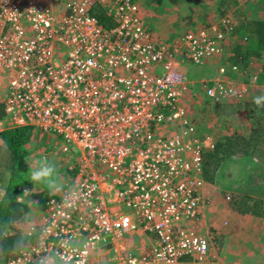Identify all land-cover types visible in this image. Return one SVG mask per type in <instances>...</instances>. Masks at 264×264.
Wrapping results in <instances>:
<instances>
[{
	"label": "built area",
	"instance_id": "1",
	"mask_svg": "<svg viewBox=\"0 0 264 264\" xmlns=\"http://www.w3.org/2000/svg\"><path fill=\"white\" fill-rule=\"evenodd\" d=\"M61 6L56 18L38 0H0V76L7 80L0 133L5 120L31 126L58 134L64 151L79 154L74 177L7 264H97L101 250L111 264H204L212 244L198 233L201 166L215 143L180 109L189 82L178 68L219 57L234 24L225 16L170 45L151 37L133 0ZM228 68L203 84L213 103L248 96L225 89ZM173 126L179 129L161 135ZM137 231L151 243L134 254L124 243Z\"/></svg>",
	"mask_w": 264,
	"mask_h": 264
},
{
	"label": "rangeland",
	"instance_id": "2",
	"mask_svg": "<svg viewBox=\"0 0 264 264\" xmlns=\"http://www.w3.org/2000/svg\"><path fill=\"white\" fill-rule=\"evenodd\" d=\"M53 1L54 0H52V2ZM133 1L137 6L138 17L141 19L145 29L149 31V34L155 41L161 44L174 45L184 34L198 26H206L210 23H216L220 18L225 16L226 18H229L232 24H234V27L225 35V42L222 44L224 53L217 58H213L201 67L194 65L189 61L180 64L181 68H178V71L189 82V87L182 92L179 104L183 115L192 120L195 124L198 135L210 136L215 144L219 139L232 132L238 131L241 135H247L250 131L252 121L248 119L247 106L241 107V105L252 100L251 98L258 89H264V69H260V67L263 66L264 61H255L252 64H250L249 62L251 61H249L248 68H246L245 71L241 70V67L238 66L239 68L234 72L229 71L228 65L230 64L226 62L228 56L231 54L239 40V36L236 34L237 29L245 21L260 16L258 12L263 9V7H256L252 0H232L231 2L235 3V5L231 4V2L228 3V6H230H227L228 8L225 11L218 6L219 0ZM62 3H64L62 0H56V5L59 6L60 12ZM243 14H245V16H243ZM57 16L55 17L57 18ZM258 18H264V12L261 17ZM233 55L232 52V56ZM189 66L192 68L191 71ZM222 66L228 68L226 77L229 82L225 89L230 87L233 90H240L241 92L245 91L248 93L247 98L242 100V102L233 101L216 104L206 95L205 87L203 86L207 85L210 81H215L218 76V68ZM260 74L263 77L262 84L259 83ZM234 76H237V78L234 79ZM5 92L3 86L0 85V101L4 98ZM225 104L233 105L236 108V112H231L229 115H225L223 112L224 109H217V107ZM31 128L33 133L30 141L25 146L24 162L28 167V173L29 169L36 167L37 161L42 158H47L48 162L54 165L56 168V183L59 190L57 191L53 189L50 191L43 183H41V186L36 185L35 189L37 190L39 187H45L51 195L50 198L52 197L51 199L57 200L60 197L62 188L70 182L77 172V162L75 159H78L79 154L71 151H64V140L58 134L45 132L34 127ZM178 129L179 127L174 126L168 129H163L161 130V135H170L171 132L177 131ZM0 144L3 143L0 141ZM0 148H4V145L0 146ZM207 151H204L203 154ZM3 153L4 152H1L0 150V191L4 189L9 178L8 166L6 165V158H3ZM8 154L10 155V153ZM251 159L252 157H241L239 155L230 157V159L221 164V167L215 174V179L211 183H207L224 191L223 197H225V195L229 197V199L226 197L227 201L232 200L233 194L231 193V190L239 185V180L236 177L235 181L232 183V177L230 179V174L240 170L245 172L254 169L256 170L254 165L258 166V164H262L260 158L258 159L256 156L254 160ZM253 172L258 173V171ZM261 186L263 187H259L256 192L260 198L264 195V192H262L264 190V182ZM25 201L30 203V198H25ZM41 213L42 212L32 208L30 213L26 214L25 220L20 223L21 229L25 232L30 225H37L36 223L43 219L44 215ZM134 234L135 236L137 235L134 239V236H127L125 238V248L133 249L131 243H135L137 238L144 237L141 231H137ZM106 264H111L110 260H108Z\"/></svg>",
	"mask_w": 264,
	"mask_h": 264
},
{
	"label": "trees",
	"instance_id": "3",
	"mask_svg": "<svg viewBox=\"0 0 264 264\" xmlns=\"http://www.w3.org/2000/svg\"><path fill=\"white\" fill-rule=\"evenodd\" d=\"M231 1L219 0L218 6L225 11L230 6H228V3ZM252 1H254L256 7H263L258 12L260 14L258 17H261L264 12V0ZM231 4L235 5L232 2ZM94 11L105 28L112 26V22L102 11L98 8ZM258 17L245 21L237 29L236 34H238L239 40L232 50L234 55L229 56L226 62L237 68L240 66L243 71L248 68L249 61H251L249 62L250 64L255 61H264V18ZM189 69L190 71L192 70L190 66ZM260 69H264V62ZM233 78L235 79L237 76ZM262 78L260 74V84H262ZM259 95H264V89H258L254 93V96ZM253 97L251 98L252 100L241 105V107L247 106V116L252 121L249 133L247 135H241L238 132L228 133L229 135L222 137L216 142L213 150L203 154L202 178L206 182L211 183L215 179V174L221 164L230 159V157L237 154L241 157H247L253 152L259 155L261 150L264 149V107L257 108L253 103ZM219 108L224 109L225 115L236 112V108L229 104L217 107V109ZM2 112L3 107L0 105V117ZM32 133V128L24 127L12 131L7 130L0 134V139L11 157L10 177L5 192L0 199V264H7L9 260L17 257L22 250L27 248V238L20 227V223L32 209L31 206L44 213L47 202L52 198L48 196V191L45 187L37 186L39 188L36 190L35 186H41V183L32 182L28 175V167L24 162V155L25 146L30 141ZM259 180L262 182L263 177L260 176ZM23 198H30V204Z\"/></svg>",
	"mask_w": 264,
	"mask_h": 264
},
{
	"label": "crops",
	"instance_id": "4",
	"mask_svg": "<svg viewBox=\"0 0 264 264\" xmlns=\"http://www.w3.org/2000/svg\"><path fill=\"white\" fill-rule=\"evenodd\" d=\"M38 1L48 7H52L53 14L55 16L58 15L57 18L61 17L62 13L59 6L56 5V0L53 2L52 0ZM62 1L65 2L66 0ZM0 85L6 91L7 80L1 76ZM4 127H6L4 131L19 129L14 128L8 120H5ZM2 145L4 144H0V146ZM0 150L4 152L3 158H6V165L8 166V171H10L11 157L8 154L9 152H7L5 145ZM248 156L252 157L251 160H254L255 156L258 159L260 158L262 164L254 165L256 170H246L247 172L240 170L230 174L232 183L236 177L239 180V185L231 190L233 194L232 200L227 201V196L223 197L224 191L209 185L207 182L201 186L200 194L204 205L201 208L202 218L198 223V233L204 238L211 239L210 242L212 244L207 261L204 264H264V195L260 198L256 194L258 188L263 187L261 184L264 182V179L262 182L260 181L261 179L259 180L260 176L264 178V149L261 150L259 155L253 152ZM78 159H75V161L77 162ZM253 171H258V173ZM6 186L7 183L4 189L0 191V199L5 192ZM48 196L51 195L48 193ZM31 208L33 207L31 206ZM25 218L26 215L23 221ZM40 223L41 220L36 224ZM130 236H134V239L137 235L133 234ZM150 243L151 240L146 238V236L137 238L135 243H131L133 249L128 250L134 254H139L148 248ZM109 256L108 252L101 250L97 264H106L112 257ZM182 264H193V262L192 259L185 258L182 260Z\"/></svg>",
	"mask_w": 264,
	"mask_h": 264
},
{
	"label": "clouds",
	"instance_id": "5",
	"mask_svg": "<svg viewBox=\"0 0 264 264\" xmlns=\"http://www.w3.org/2000/svg\"><path fill=\"white\" fill-rule=\"evenodd\" d=\"M232 94L235 95V92ZM253 103L257 108L264 107V95L254 96ZM28 175L32 182L43 183L50 191L59 190L56 183V168L48 162L47 158L37 161V166L30 168ZM131 264H136V261L133 260Z\"/></svg>",
	"mask_w": 264,
	"mask_h": 264
}]
</instances>
